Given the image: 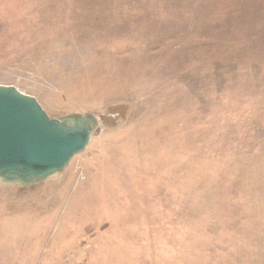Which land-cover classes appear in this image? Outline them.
<instances>
[{"label":"rangeland","instance_id":"374dc122","mask_svg":"<svg viewBox=\"0 0 264 264\" xmlns=\"http://www.w3.org/2000/svg\"><path fill=\"white\" fill-rule=\"evenodd\" d=\"M0 85L98 124L0 264H264V0H0Z\"/></svg>","mask_w":264,"mask_h":264},{"label":"water","instance_id":"95a60500","mask_svg":"<svg viewBox=\"0 0 264 264\" xmlns=\"http://www.w3.org/2000/svg\"><path fill=\"white\" fill-rule=\"evenodd\" d=\"M97 128L93 114L50 118L34 97L0 85V183L46 181L85 150Z\"/></svg>","mask_w":264,"mask_h":264}]
</instances>
